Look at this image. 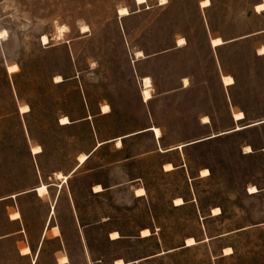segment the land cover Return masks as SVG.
Returning <instances> with one entry per match:
<instances>
[{"label": "rangeland", "instance_id": "rangeland-1", "mask_svg": "<svg viewBox=\"0 0 264 264\" xmlns=\"http://www.w3.org/2000/svg\"><path fill=\"white\" fill-rule=\"evenodd\" d=\"M261 3L0 0V198L36 188L38 193L0 204V237L20 228L10 223L8 213L15 221L23 216L27 230V239L22 237L27 245L17 238L0 241V264H29L20 258V249L30 255L26 246L39 249L42 242L38 264H264V226L256 227L264 220V192L248 193L264 190V126L245 131L239 126L229 132L238 133L171 154L176 161L186 156L192 176L209 169L208 179L191 182L187 173H164L167 160L150 155L154 144L149 136L128 140L123 151L107 146L72 176L98 137L103 141L142 129L146 119L130 81L133 72L151 77L157 94L180 87L181 78H192L187 91L153 103L154 119L166 129V145L233 130L229 98L247 112L246 124L264 120V58L255 51L264 34L242 40L264 30ZM124 8L129 14L122 16ZM210 29L215 32L211 39L217 36L214 48L225 45L224 39L237 40L215 50L224 72L238 79L230 96L215 66ZM183 38L189 47L175 50L178 40L180 47L187 44ZM136 52L138 59L152 58L135 63ZM257 53L264 56L263 44ZM15 65L19 71L11 72ZM200 83L202 96L197 94ZM224 84L232 87L236 81L229 75ZM108 103L117 109L114 117H97L99 105ZM26 106L29 113L22 112ZM90 113L95 117L88 124L59 125L65 116L76 121ZM207 113L214 118L212 129L198 126V118ZM234 119L244 120V112L239 109ZM37 147L43 154L34 153ZM169 166L166 171L175 170ZM97 185L114 189L95 195ZM95 188V193L104 191ZM136 189V196L144 198L135 196ZM179 199L196 202L184 206V201L181 207ZM212 210L223 216L212 218ZM191 238L196 245H187ZM227 249L232 253L226 254Z\"/></svg>", "mask_w": 264, "mask_h": 264}, {"label": "crops", "instance_id": "crops-1", "mask_svg": "<svg viewBox=\"0 0 264 264\" xmlns=\"http://www.w3.org/2000/svg\"><path fill=\"white\" fill-rule=\"evenodd\" d=\"M261 4H264V3H261ZM260 5V4H259ZM201 6V5H200ZM258 6V5H257ZM256 6V7H257ZM256 7H255V12H256ZM257 13V12H256ZM257 14H259V13H257ZM264 14V13H263ZM260 15H262V14H260ZM213 33H215V32H212V30L210 29L209 30V34H210V39H209V45H210V47H211V49L212 50H214V60H215V66H216V69L217 70H220V82H221V84H222V86L224 87V89L226 90V92H227V95L228 96H230V90L231 89H233L235 86H237V84H238V79H237V77L235 76V75H233L232 73H230V72H224V70H223V62H221V60H218L217 59V55H216V51H217V49H219V48H223V47H226V46H228V45H230V44H233V43H235L237 40H231V41H226L224 38V41L226 42V44L225 45H223V46H221V47H218V48H214L213 47V45H212V39H211V35L213 34ZM217 34V33H216ZM264 34V30L263 31H261V32H258V33H255V34H251V35H249V36H247V37H245V38H242V40L244 39V40H246V39H250V38H253V37H255V36H259V35H263ZM219 35V34H218ZM182 39V38H181ZM183 39H185L186 41H187V39L186 38H183ZM179 40L176 42V46H175V50H184V49H186V48H188L189 47V43H188V41H187V44L185 45V46H182V47H180L179 46ZM260 44H263L264 45V42H260V43H258V42H256V45H255V51H256V55H257V58L258 59H262V58H264V56H260V55H258V53H257V47L260 45ZM216 50V51H215ZM172 52V50H169L167 53H171ZM136 54H137V52L135 53V56H134V59H133V62L135 61V63L136 62H141V61H144V60H147V59H150V58H152L151 56H145L144 58H141V59H138L137 58V56H136ZM165 54V53H164ZM226 75H232L233 77H234V79H235V81H236V84L234 85V86H232V87H227V86H225V84H224V76H226ZM145 78H147L146 76H140L137 72H133V74H130V81H132L133 82V84H134V94H135V96L137 97V101H138V105H139V111H140V115L141 116H143L144 117V119H146V121H143L141 124H140V126L142 127V129H140V130H137V131H135V132H130V133H121V134H119V135H117V136H115V137H113V138H111V139H105V140H99V137H98V142H97V144H96V146L94 147V149L89 153V154H86V155H90L91 157H90V159L88 160V162L85 164V165H87L91 160H92V158L100 151V150H102V149H104V148H106L107 146H110V145H113L114 146V148L117 150V151H123L124 149H125V146H126V142L128 141V140H131V139H133V140H135L136 138H140V137H145V136H149V137H151L152 138V142H153V144H154V148H153V150H151V152H150V155H156V154H161V156H164V158L167 160L163 165H162V170H163V172L164 173H166V174H170V173H173V172H176V171H181V172H183V173H187L188 174V176H189V180L191 181V182H193V181H195V180H197V179H199V180H203V179H208V178H210V177H212V173H211V171L209 170V169H204V170H209L210 171V176L209 177H207V178H203L202 177V172L204 171V170H201L198 174H197V176H192L191 175V172H190V168H189V163H188V160H187V158H186V156L185 155H183V157L180 159V160H171V154L172 153H174V152H176V151H184V149H186V148H189V147H192V146H197V145H200V144H203V143H207V142H213V141H215V140H217V139H219V138H223V137H225V136H228V135H230V134H234V133H238V132H233V133H229V132H232V131H234L237 127H242V128H245L244 130H242V131H245V130H248V129H252V128H256V127H260V126H264V120H261V121H258V122H253V123H248V124H246L247 123V120H248V115H247V112L244 110V109H242V108H240V107H238V106H235L234 104H233V101H232V99L231 98H229V106H230V116H231V119H232V122L235 124V127L233 128V130H230V131H227V132H222V133H219V134H211V135H209V136H207V137H204V138H201V139H198V140H194V141H186V142H184V144H182V145H180V146H185L183 149H177L178 147H180V146H175V147H172V146H169V145H166L165 144V138H166V129H165V126L164 125H160L159 123H157L156 122V119H154V112H153V103L157 100V99H159V98H164V97H169V96H172V95H175V94H179L180 92H185V91H187L188 89H190L191 87H192V78L191 77H185V78H181L180 79V83H179V85H180V87H178V88H175L174 90H168V91H165V92H163L162 94H157L156 93V91H155V85H154V80L151 78V77H149V78H151V80H152V82H153V99L152 100H150L149 102H146L145 100H144V98H143V87H144V79ZM186 80H188L189 81V86L187 87L186 86V84H185V81ZM62 83H64V82H62ZM62 83H58V84H62ZM203 83H200V88H199V93H197V94H200V96H202V95H205V93H204V91H203V85H202ZM92 107V106H91ZM105 107H110V112H108V113H105L104 112V108ZM242 110L243 112H244V114H245V119L244 120H242V121H236L235 119H234V114H235V112L237 111V110ZM97 110H98V114L96 115L97 117H99V118H113L114 117V114H115V112L117 111V109H115V107L112 105V104H106V105H104V104H100L99 105V107L97 108ZM120 116H122V118H124V119H126V118H128L129 116L127 115V114H121ZM65 117H67V118H69L70 119V121H71V124L70 125H61V120L63 119H60L59 120V125L61 126V127H64V128H68V127H74V126H79V125H82V124H88L90 121H91V119L92 120H94V117L95 116H92V113H90V115L89 116H86V117H83L82 119H80V120H76V121H73L70 117H68V116H65ZM93 117V118H92ZM206 118H208L209 119V122L207 123V122H205V119ZM197 122H198V126H200L201 128H205V129H212L213 127H214V118H213V116H212V114L211 113H207V114H203V116H200L199 118H198V120H197ZM256 124H259V125H256ZM154 128H158V129H160L161 130V132H162V136H161V138H158L157 137V135H156V133L153 131L154 130ZM239 132H241V131H239ZM96 133H97V136H98V132H97V130H96ZM227 133H229V134H227ZM119 142H121L122 143V145L121 146H119ZM102 144V145H101ZM101 145V146H100ZM248 147H250V146H248ZM253 149V148H252ZM264 151V150H263ZM43 154V153H42ZM244 154L245 155H252V154H254V153H252V154H246V152L244 151ZM41 155V154H40ZM83 155V154H82ZM35 156H38V155H35ZM81 156V155H80ZM135 158H138V157H131V158H126L125 160H127V161H129V160H134ZM169 164H171V165H173V167L175 168V170L174 171H171V172H168V171H166L165 170V168H166V166L167 165H169ZM85 165H83V166H85ZM78 166H79V159H78V165H77V167L76 168H78ZM83 166H81L75 173H73L74 172V170L76 169H74L71 173H73L72 174V176L73 175H75ZM59 173V172H58ZM60 173H62V172H60ZM70 173V174H71ZM69 174V175H70ZM71 176V177H72ZM139 179L138 180H134L133 182H131V184H138L139 183ZM97 186H99V185H97ZM101 186V185H100ZM96 187V186H95ZM94 187V188H95ZM103 187V189H104V191L103 192H101V193H95L94 192V188H93V190H92V193H94L95 195H100V194H103V193H106V192H108V191H111V190H113L114 188H112V187H107V186H102ZM252 187H256V186H252ZM39 188V187H38ZM258 188V187H257ZM37 189V188H36ZM36 189H32V190H30V191H25V192H22V193H19V194H16V195H11V196H6V197H2V198H0V204L1 203H4V202H7V201H10V200H13V199H17L18 197H23V196H26V195H29V194H32V193H37L36 192ZM139 189H144V188H139ZM139 189H136L135 190V196H136V191L137 190H139ZM146 190V189H145ZM250 190V189H249ZM258 190H259V193H257V194H251L249 191H248V193H249V196H258V195H260V194H262L263 192H264V190L263 191H261L259 188H258ZM147 192V191H146ZM38 194V193H37ZM147 196V195H146ZM145 196V197H146ZM137 197V196H136ZM137 198H144V197H137ZM183 199V198H182ZM195 200V201H194ZM185 201V200H184ZM186 202V201H185ZM196 202V199H192V200H190L189 202H186V205H184V206H187L188 204H194ZM175 205V204H174ZM184 206H181V207H184ZM176 207V206H175ZM181 207H176V208H181ZM218 209V208H217ZM220 209V208H219ZM52 211H53V208H52ZM222 211V210H221ZM213 212H214V210H212V212H211V217L212 218H217V217H220V216H223V212H222V214L221 215H219V216H214L213 215ZM16 213V212H15ZM20 213V212H19ZM21 214V213H20ZM13 214H10V213H8V218H9V221H10V223L11 224H13V225H15V226H17V227H20V228H18L15 232H13V233H11L10 235H8V236H3V237H0V241H3V240H6V239H12V238H17L18 239V243L20 244V243H22L23 242V244H25V245H27L26 244V242H25V239H27L26 238V234H27V230H26V227H25V225L23 224V216H22V214H21V216H22V218L21 219H19V220H12L11 219V216H12ZM52 216H54L53 214H52ZM202 218H203V216H202ZM261 226H264V220H263V222H260V224H258V226H256V227H261ZM248 229H250V228H244L243 230H241V231H246V230H248ZM146 230V229H145ZM150 230V229H149ZM144 231V230H143ZM151 231V230H150ZM152 232V231H151ZM114 233V232H113ZM119 233V232H118ZM120 234V233H119ZM112 235V234H111ZM152 236H153V233H152ZM151 236V237H152ZM22 237H24L25 239H24V241H23V239H22ZM57 237H60V236H57ZM110 238H111V236H110ZM150 238V237H149ZM44 239H45V235H44V238H43V240L42 241H44ZM121 239H122V236H121ZM121 239H119V240H121ZM142 239H148V238H142ZM206 239H209V240H211L210 238H206ZM112 240V239H111ZM119 240H117V241H119ZM43 242L41 243V245H40V248L38 249H34L32 246H26V247H30L31 248V250H32V253L30 254V255H22V250L20 249V251H19V255H20V258L23 260V261H25V262H28L29 264H38V259H39V256H40V253H41V249H42V246H43ZM25 247V248H26ZM165 254H168V253H166L165 252ZM156 257H158V256H154V257H152V258H156ZM152 258H149V259H147V260H150V259H152ZM120 260H123V259H120ZM119 261V260H118ZM116 264V263H115ZM128 264V263H127ZM129 264H136V262H132V263H129Z\"/></svg>", "mask_w": 264, "mask_h": 264}, {"label": "bare ground", "instance_id": "bare-ground-1", "mask_svg": "<svg viewBox=\"0 0 264 264\" xmlns=\"http://www.w3.org/2000/svg\"><path fill=\"white\" fill-rule=\"evenodd\" d=\"M165 1H166V0H165ZM136 2L138 3V5H144L145 3H147V0H136ZM163 2H164V1H163ZM128 14H129L128 9L124 8V9L121 10V15H122V16H125V15H128ZM88 30H89V29H88L87 27H84L83 32L86 33ZM63 33H64V31L62 32V35H63ZM1 35H2V36H3V35H6V32H5L4 34L2 33ZM216 37H217V36H213V37H212V40H213L214 38H216ZM181 41H183V40H181ZM43 42H44L45 45H48V44L50 43V39H49L47 36H45V37L43 38ZM139 55H142V54L140 53ZM10 71H11V72H18V71H19V66H18V65H15ZM228 77H229V75H228V76H225L224 79H226V78H228ZM151 87H153L152 80H151L150 78L144 79V87H143V88H144V91H143V97H144V99H145L146 102L150 101V100L153 98V96H152V91H151V89H150ZM238 111H239V110H237L236 112H238ZM22 112H23V113H29V112H30V107H29V106H26L25 108L22 109ZM61 123H62V125H69V124H71V121L69 120V118L65 117V118L62 120ZM153 131L156 133V135H157L158 138L161 137V130H160V129H158V128H154ZM101 145H102V144H101ZM247 150L249 151V153L253 152L252 149H251L250 147H248ZM42 152H43V149H42L41 147H37V148L34 150V153H35V154H40V153H42ZM88 159H89V156H88V155H83V156H81V158H80V166H79V167L83 166V165L88 161ZM169 169H170V170H173L174 168H173L172 166H169ZM209 175H210L209 170H205V171L203 172V176H204V177H208ZM69 178H70L69 176H68V177H65V180L68 181ZM251 190L253 191V193H257V192H258V190H257L256 188H252ZM95 191H96V192H101V191H103V189H102L100 186H98V187L95 188ZM139 193L143 195V194H145V191L142 190V191H140ZM176 204H177V206H182V205H184V201H183L182 199H179V200L176 201ZM144 234H145V235H149L150 233H149L148 231H145ZM113 237L119 238V235H118L117 233H115V234H113ZM187 245H188V246H194V245H196V241H195V239H193V238L189 239V240L187 241ZM231 251H232V249H227L225 253H226V254L232 253ZM121 263H122V262H120L119 264H121Z\"/></svg>", "mask_w": 264, "mask_h": 264}, {"label": "snow or ice", "instance_id": "snow-or-ice-1", "mask_svg": "<svg viewBox=\"0 0 264 264\" xmlns=\"http://www.w3.org/2000/svg\"><path fill=\"white\" fill-rule=\"evenodd\" d=\"M180 43H184L183 41H181ZM216 43H219V41H217ZM230 82V81H229Z\"/></svg>", "mask_w": 264, "mask_h": 264}, {"label": "built area", "instance_id": "built-area-1", "mask_svg": "<svg viewBox=\"0 0 264 264\" xmlns=\"http://www.w3.org/2000/svg\"><path fill=\"white\" fill-rule=\"evenodd\" d=\"M159 4H160V6H161L162 2L160 1V3H159Z\"/></svg>", "mask_w": 264, "mask_h": 264}, {"label": "trees", "instance_id": "trees-1", "mask_svg": "<svg viewBox=\"0 0 264 264\" xmlns=\"http://www.w3.org/2000/svg\"><path fill=\"white\" fill-rule=\"evenodd\" d=\"M90 157H91V156H89V159H90ZM89 159H88V160H89ZM87 162H88V161H87ZM87 162H86V163H87ZM79 168H80V167H79Z\"/></svg>", "mask_w": 264, "mask_h": 264}]
</instances>
